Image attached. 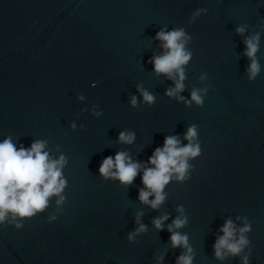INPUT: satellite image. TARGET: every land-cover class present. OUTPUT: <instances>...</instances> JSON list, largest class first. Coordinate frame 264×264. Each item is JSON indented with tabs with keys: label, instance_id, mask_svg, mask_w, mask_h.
Instances as JSON below:
<instances>
[{
	"label": "clouds",
	"instance_id": "9594fccd",
	"mask_svg": "<svg viewBox=\"0 0 264 264\" xmlns=\"http://www.w3.org/2000/svg\"><path fill=\"white\" fill-rule=\"evenodd\" d=\"M207 9L201 8L192 12L190 23H194L196 18ZM246 25H240L236 28L239 35H243ZM155 39L160 42L162 53L154 55L148 63L152 64L153 71L157 76L164 75L173 80L175 87L168 88L165 95L183 102L186 107L195 105L203 106L204 96L209 91L204 88H193L190 99L179 95L185 89L184 81L186 79L185 67L192 60V52L186 46L191 42V35L187 34L183 27L175 28L171 31L161 28L155 35ZM260 34L259 32L250 37H246L244 44L246 51L244 53L250 60L248 67V79L254 81L260 73V63L256 57L259 51ZM207 73L200 76L204 81ZM137 91L147 105L156 103V97L151 92L137 85ZM78 99L83 100L81 95ZM130 104L133 108L138 107V99L132 96ZM94 116L102 115L96 111V106L92 109ZM70 127L75 130L77 125L72 123ZM84 130L83 126H81ZM183 139L187 143L181 142L179 136L170 135L164 138L162 147H157L147 160L145 166L138 161H133L126 151H118L115 156H107L100 163L98 172L105 180L118 181L120 185L127 187L131 185L136 177L142 172L141 183L143 188L139 191V201L158 210L167 199L165 188L175 179L183 183L189 180L193 165L190 161L201 155V146L198 140V126L190 125L184 133ZM135 140L134 132L122 131L119 133L117 142L123 144H132ZM47 140H34L30 147H24L22 144L17 147L11 136L5 137L0 142V226L13 225L16 229L23 227V222L35 217L37 214L44 213L49 207L53 197L56 198V210L61 211V205L65 203L63 195L68 181L64 176L63 169L68 164V158L61 153L58 158H53L47 149ZM60 151V147L56 149ZM154 197L149 199V197ZM176 211L180 213L168 226L170 243L172 248L182 247L185 249L179 257L176 264H193V249L188 243L187 234L177 231L188 223V217L184 215V206L178 205ZM143 212L136 213V223L138 227L134 232L127 236L128 241L134 242L135 238L147 231V226L140 223V217ZM168 214H164L153 219L152 224L157 231L163 230V225L168 220ZM56 216L49 217V221L55 220ZM241 219V217H237ZM252 230L251 224L245 218L243 227L237 228L232 219H227L220 232L223 235L218 236L213 244L214 256L218 260H223L226 256H241L245 248H249L248 253L241 259L243 264H249L250 240L248 233ZM163 260V256L159 257Z\"/></svg>",
	"mask_w": 264,
	"mask_h": 264
},
{
	"label": "water",
	"instance_id": "95a60500",
	"mask_svg": "<svg viewBox=\"0 0 264 264\" xmlns=\"http://www.w3.org/2000/svg\"><path fill=\"white\" fill-rule=\"evenodd\" d=\"M244 40L259 32L256 57L260 73L254 81L248 79L250 60L245 56L246 114L252 175L254 212L260 264H264V0H242ZM244 49L246 47L244 44Z\"/></svg>",
	"mask_w": 264,
	"mask_h": 264
}]
</instances>
